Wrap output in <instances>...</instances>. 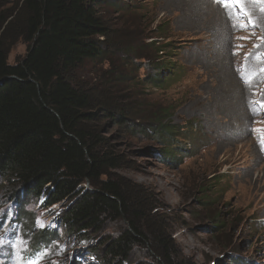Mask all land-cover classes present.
Listing matches in <instances>:
<instances>
[{
	"label": "trees",
	"instance_id": "obj_1",
	"mask_svg": "<svg viewBox=\"0 0 264 264\" xmlns=\"http://www.w3.org/2000/svg\"><path fill=\"white\" fill-rule=\"evenodd\" d=\"M99 5L100 0H0L2 193L19 206L18 222L30 219L24 207L31 197L43 200L46 209L66 206L55 227L34 235L32 253L21 264L39 259L59 230L68 240L91 243L71 264H82L81 258L86 264H131L140 253L137 264H193L173 236L159 195L119 172L139 167L130 140L151 142L139 153H151L163 164L191 154L177 146L178 138L194 140L198 127L176 125L172 104L147 105L139 95H120L111 87L138 84L117 69L120 49L126 57L147 51L152 74L141 86L165 90L182 80L185 72L172 59L174 44L160 41L171 39L170 27L160 23L153 31L160 39L138 48L136 39L116 36V25L105 20ZM20 42L27 53L10 64ZM164 56L167 61L159 67ZM94 62L109 64L98 78L105 85L80 77ZM7 221L14 219L0 216L1 227Z\"/></svg>",
	"mask_w": 264,
	"mask_h": 264
},
{
	"label": "rangeland",
	"instance_id": "obj_2",
	"mask_svg": "<svg viewBox=\"0 0 264 264\" xmlns=\"http://www.w3.org/2000/svg\"><path fill=\"white\" fill-rule=\"evenodd\" d=\"M246 7L254 28L247 24L248 17L227 11L215 0H100L98 8L116 25V36L125 42L136 39L138 48L160 39L153 35L160 23L170 27L171 39L160 41L174 44L172 59L185 72L182 80L165 90L141 86L152 74L147 51L126 57L120 49L117 69L138 84L115 82L111 87L120 95H139L147 105L172 104L176 125L198 127L191 134L194 140L178 138L177 146L191 154L186 151L178 163L163 164L151 153H139L151 142L134 139L131 153L139 167L119 172L159 195L172 220L173 236L193 264H264V12L252 0H246ZM26 53L27 45L18 43L10 64ZM108 69L107 63H87L80 77L105 85L107 81L98 78ZM208 190L212 193L206 194ZM27 201L24 211L30 219L18 222L19 206L7 201L0 181V216L8 213L14 219L0 226V264L24 263L34 235L55 227L66 209L63 204L46 209L43 200L33 197ZM58 234L33 264H71L91 247L90 241L68 240L62 230ZM140 257L137 254L131 264ZM81 261L86 264L88 259Z\"/></svg>",
	"mask_w": 264,
	"mask_h": 264
},
{
	"label": "snow or ice",
	"instance_id": "obj_3",
	"mask_svg": "<svg viewBox=\"0 0 264 264\" xmlns=\"http://www.w3.org/2000/svg\"><path fill=\"white\" fill-rule=\"evenodd\" d=\"M216 3H219L222 7H224L227 11H235V13L239 15H243L244 17H248V25H251L253 28L256 26L255 20L252 18L251 12L246 7V0H215ZM253 3L261 5L260 11L264 12V0H252ZM241 28H246L247 25L241 24ZM241 39H244L243 37ZM261 40L264 41V37H261ZM255 47L259 48V45ZM259 58V56H257ZM247 59V57H246ZM264 71V69H262ZM260 106L264 107V102H260Z\"/></svg>",
	"mask_w": 264,
	"mask_h": 264
},
{
	"label": "water",
	"instance_id": "obj_4",
	"mask_svg": "<svg viewBox=\"0 0 264 264\" xmlns=\"http://www.w3.org/2000/svg\"><path fill=\"white\" fill-rule=\"evenodd\" d=\"M88 185V184H87Z\"/></svg>",
	"mask_w": 264,
	"mask_h": 264
}]
</instances>
